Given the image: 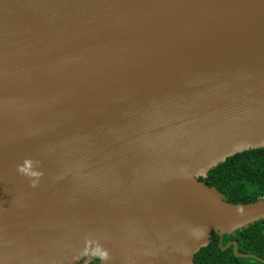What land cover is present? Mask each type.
I'll return each instance as SVG.
<instances>
[{"label":"water","instance_id":"95a60500","mask_svg":"<svg viewBox=\"0 0 264 264\" xmlns=\"http://www.w3.org/2000/svg\"><path fill=\"white\" fill-rule=\"evenodd\" d=\"M259 148L264 0H0V264H194L264 220L199 181Z\"/></svg>","mask_w":264,"mask_h":264},{"label":"trees","instance_id":"16d2710c","mask_svg":"<svg viewBox=\"0 0 264 264\" xmlns=\"http://www.w3.org/2000/svg\"><path fill=\"white\" fill-rule=\"evenodd\" d=\"M209 188L225 195L231 204H248L264 199V148L248 150L229 157L224 163L210 170L206 178H199ZM237 243V252L255 257H239L230 242ZM264 220L232 235L220 237L213 232L210 242L196 253L194 264H264ZM95 256L88 264H99ZM78 264H83L82 262Z\"/></svg>","mask_w":264,"mask_h":264},{"label":"bare ground","instance_id":"6f19581e","mask_svg":"<svg viewBox=\"0 0 264 264\" xmlns=\"http://www.w3.org/2000/svg\"><path fill=\"white\" fill-rule=\"evenodd\" d=\"M194 201L199 202L203 200V198L207 197L212 200L216 198V195L211 191L196 189H186ZM195 194V195H193ZM122 237V236H121ZM137 246L143 245L144 243L134 242ZM130 238H125L123 240L118 239H110L109 242L104 243L102 246V250L106 254L108 261H117L121 264H185L187 263V258H184L185 255L175 253L167 254L166 251L162 248H158V246L154 248H149L145 250L143 253L134 251L132 258L129 260L130 254ZM126 253V260H124L123 255ZM183 258V259H182Z\"/></svg>","mask_w":264,"mask_h":264}]
</instances>
